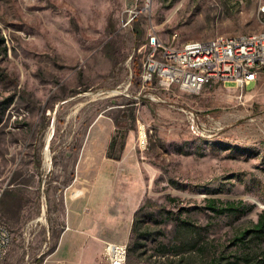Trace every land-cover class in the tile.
<instances>
[{"label":"rangeland","instance_id":"374dc122","mask_svg":"<svg viewBox=\"0 0 264 264\" xmlns=\"http://www.w3.org/2000/svg\"><path fill=\"white\" fill-rule=\"evenodd\" d=\"M259 32L264 0H0V185L31 171L45 179L42 224L12 231L2 264H43L72 178V198L124 207L109 241L127 244V264H243L262 254L264 240L235 238L264 213V69L247 87L215 82L198 93L140 81L152 34L180 46ZM210 198L241 212L218 214ZM47 264L89 256L73 240V253ZM100 264H110L105 253Z\"/></svg>","mask_w":264,"mask_h":264},{"label":"built area","instance_id":"2783aa9c","mask_svg":"<svg viewBox=\"0 0 264 264\" xmlns=\"http://www.w3.org/2000/svg\"><path fill=\"white\" fill-rule=\"evenodd\" d=\"M147 45L140 73L142 88L170 91L178 87L198 93L215 82L247 87L264 69V32L189 40L180 46L152 34ZM189 121L196 131L198 117L194 112H189ZM13 241L14 233L0 221V264ZM127 254L126 243L106 242L105 255L110 264H127Z\"/></svg>","mask_w":264,"mask_h":264},{"label":"crops","instance_id":"0c3cea01","mask_svg":"<svg viewBox=\"0 0 264 264\" xmlns=\"http://www.w3.org/2000/svg\"><path fill=\"white\" fill-rule=\"evenodd\" d=\"M98 169L99 172L102 171V166H99ZM82 171L83 169L77 170V181ZM99 177L100 173L94 174V178L98 179ZM115 177H119L118 174ZM44 181L45 179L40 176L39 172L31 171L28 181L10 182L8 180L5 184L0 185V199L4 195L0 201V216L12 231L24 227L26 222L29 226L42 224V219L45 218ZM73 186L72 178L65 199V224L59 234L56 246L45 258L43 264H47L63 249L73 253V240L78 249L88 254L89 264H100V258L105 253L103 243L110 239L114 240L110 236H114V229L120 231L124 228L122 221L125 219V215L123 216L124 207L122 205L120 208V205H115V200L109 198L102 201L98 197H93L91 202L84 195L72 198ZM117 196L116 198H119L120 193ZM48 229V233L51 232V228L48 227ZM103 235L106 237L105 239L101 238ZM90 236L97 238L93 239Z\"/></svg>","mask_w":264,"mask_h":264},{"label":"trees","instance_id":"16d2710c","mask_svg":"<svg viewBox=\"0 0 264 264\" xmlns=\"http://www.w3.org/2000/svg\"><path fill=\"white\" fill-rule=\"evenodd\" d=\"M131 114L132 119L136 120L135 114ZM218 202L219 200L215 198L208 199V208L218 214L241 212V207L234 201H229L225 203L222 202L220 206L218 205ZM248 237L264 240V213L259 216L258 220L252 227L244 230L242 234L236 237L235 239L238 242H242ZM240 260L241 259L238 258L235 261H230L228 264H240ZM243 264H264V250L262 254H259L257 251L247 253V255L243 257Z\"/></svg>","mask_w":264,"mask_h":264},{"label":"bare ground","instance_id":"6f19581e","mask_svg":"<svg viewBox=\"0 0 264 264\" xmlns=\"http://www.w3.org/2000/svg\"><path fill=\"white\" fill-rule=\"evenodd\" d=\"M47 151H49V149L47 150ZM46 152V151H45ZM50 154V153H49ZM50 156H48V160H46V165L48 166L49 164H50Z\"/></svg>","mask_w":264,"mask_h":264}]
</instances>
